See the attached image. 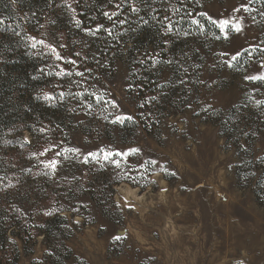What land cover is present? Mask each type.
I'll list each match as a JSON object with an SVG mask.
<instances>
[{"label":"rangeland","instance_id":"374dc122","mask_svg":"<svg viewBox=\"0 0 264 264\" xmlns=\"http://www.w3.org/2000/svg\"><path fill=\"white\" fill-rule=\"evenodd\" d=\"M46 1L0 4V264H264V83L242 81L264 53L235 68L194 67L264 41V0H200L212 20L243 15L246 39L218 41L211 27L195 52L152 49L138 54L142 66L128 42L97 64L76 0ZM241 4L251 14L233 11ZM157 53L179 63L153 67ZM183 68L188 85L178 83ZM208 76L211 89L196 83ZM67 93L77 97L65 104ZM55 214L64 220L45 238Z\"/></svg>","mask_w":264,"mask_h":264},{"label":"trees","instance_id":"16d2710c","mask_svg":"<svg viewBox=\"0 0 264 264\" xmlns=\"http://www.w3.org/2000/svg\"><path fill=\"white\" fill-rule=\"evenodd\" d=\"M12 1L22 7L36 1L49 3L46 0ZM6 2L7 0H0L2 5ZM52 4H49L50 7ZM75 4L80 26L82 24L84 28L95 30L98 25H103V28L94 34L96 35L97 43L95 45L96 60L99 65L106 62L105 55L109 53L111 48H114L113 44L115 43L118 47L123 46L126 42L130 43V62L136 60L135 64L132 63V65L142 66V60L138 58L139 53L149 55L152 49H159L165 58H168L170 54L180 55L186 50L193 52L195 49L194 41L196 40L197 44L202 43L209 28L213 27L214 31L220 33V29L216 24L210 22L206 16L200 15L202 13L200 0H130V3L126 2V0H111V3L109 0H76ZM117 4L121 5L118 9L115 7ZM131 4H134L140 11L132 12ZM104 12H109L110 14L117 12L118 15L113 16L110 20L103 15ZM29 13L32 14L33 11L31 10ZM133 14L136 15V19L132 16ZM165 17H168V19L165 20ZM193 19L200 21V25L204 28L203 32L198 30V26L192 22ZM121 20L127 22L121 24ZM144 21H147V23H143ZM168 23H172L174 26L173 31L170 33L167 32ZM105 29H111V34ZM185 33H191V35L186 36ZM165 40L168 41L167 44L164 43ZM111 60V63H113L114 59ZM147 61L151 63L150 59ZM151 79H153L154 83L159 82V77L152 76ZM80 88L84 89L82 86ZM70 97L74 98L77 95L67 93L63 99L65 104H68ZM87 102L89 103L88 99ZM80 103L82 105L80 109H84L88 113L87 106H83V102ZM53 106L55 107L56 105L54 104ZM51 109L53 110V108ZM61 115H65L63 111ZM63 220V216L55 214V217L43 227L45 238L47 237L46 232L54 233L60 229L59 221ZM5 233L6 230L3 234ZM27 233L31 234L28 231Z\"/></svg>","mask_w":264,"mask_h":264},{"label":"snow or ice","instance_id":"6c2138e0","mask_svg":"<svg viewBox=\"0 0 264 264\" xmlns=\"http://www.w3.org/2000/svg\"><path fill=\"white\" fill-rule=\"evenodd\" d=\"M109 2L111 3V0H109ZM126 2L130 3V0H126ZM65 6L71 9V5L67 4L65 2ZM115 7L118 9L120 7L119 4L115 5ZM241 10H243L244 12H247L249 14H251V12L253 11V9L249 6V4H241L239 7L233 9L234 12H241ZM73 12H75V9H72ZM131 11L132 12H139L140 9L137 8L134 4H131ZM103 15L105 17H107L108 19H112L113 16L118 15L117 12H112L111 14L109 12H104ZM200 15L206 16L207 19L212 22L213 24H216L217 27L220 29V33L221 35L219 36H215V39L220 41V40H226V41H231L233 44L235 43V38L238 39H246V37L244 36L245 33V23H244V17L243 15L241 16H233L229 19H222L219 21L216 20H212V18L210 16H207V13H200ZM260 15L264 16V13H260ZM168 17H165V20H167ZM127 21L125 20H121L120 23H126ZM194 24H196L198 26V30L200 32H203L204 28L202 25H200V21L198 19H193L192 21ZM251 22L252 23H256L255 17H251ZM77 26H79L80 21H77ZM143 23H147V21H144ZM103 28V25H98L97 28L95 30L92 29H86V31H88L90 34L94 35L96 32H99L101 29ZM173 24L172 23H168L167 25V32H172L173 31ZM105 31H107L109 34H111V29H105ZM230 33H232L233 35H230ZM185 35H191V33H185ZM32 40H35V37H31ZM39 43L43 44V41H39ZM165 44L168 43L167 40L164 41ZM261 45H264V41H261L259 44H255V43H250L247 44L246 46L241 45L239 48L235 49V50H224V51H220L215 53L214 55V60L213 63L211 65H208L207 67H205V65L197 63L194 65V67L197 70L200 69H205V71H214L215 69H217L220 66H224L227 68H235L238 64V62L240 61V59L245 55V53L248 54L249 58L252 59L253 53H264V47H261ZM36 44L33 43L32 47L35 48ZM159 54H153L150 55L148 57V59L151 60V63L153 65V67H155L158 64H167L169 66L174 65V64H178V61H174V60H161V59H157V56ZM76 56L79 57L80 53H76ZM58 59H64V57H61L58 55ZM69 64H73L75 65L77 63L76 60H68ZM141 63H143V61H141ZM253 64H254V71L256 74H251L248 72L247 69H245V74L242 76V81H250V82H261L264 83V56H262L258 61L253 60ZM43 72V70H41ZM183 71L185 73L184 77H181L178 81L179 84L181 85H188L190 83V78L188 77L187 73H188V69L187 68H183ZM51 74V73H49ZM56 75H60V76H64V75H71L70 72L67 71H61L56 73ZM77 75L83 77L84 76V72H77ZM209 81H211V83H209ZM196 83L202 85L203 87L207 88V89H211L213 84L216 83V80L214 79V77L208 76L205 77L203 79H197ZM59 87V86H57ZM161 87H163V85H161ZM191 90V89H189ZM70 94V93H69ZM65 95V93L61 92L60 96L63 97ZM45 100H52L55 99V97L51 94H46L44 96ZM98 100L102 99V97H97ZM152 100H155L156 97H152ZM150 102V101H149ZM112 104L113 107H119V105L117 104V102L115 100H112L110 102ZM257 104H262L264 103V101H256ZM189 108H191V104L188 105ZM209 109H212L213 111H215V109L213 108V105L211 103H208L207 106L204 108L205 111H208ZM134 117L132 115H126V116H117L116 119L114 121H112L113 123H123L125 120H133ZM227 123V121L225 122ZM40 131H45L44 129H41ZM244 135H248V133H243ZM55 147V146H54ZM50 151V149H45V152ZM72 151L74 152H79V149H73ZM130 151L132 152H138L139 149H131ZM35 155V153L33 154ZM57 155H60V153H57ZM113 155H124V153H113V152H106L104 154V158L105 159H109L111 156ZM95 157L96 153H88L87 156L84 157V162L88 161V157ZM59 161L57 160H50L47 162L46 167L51 168L53 170V172L55 171L57 165H58ZM116 163L118 164L119 162L116 161ZM264 163V162H262ZM251 176H256L257 173L256 171H251L250 172ZM78 223V221H77ZM118 238V237H117Z\"/></svg>","mask_w":264,"mask_h":264}]
</instances>
